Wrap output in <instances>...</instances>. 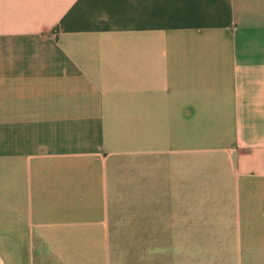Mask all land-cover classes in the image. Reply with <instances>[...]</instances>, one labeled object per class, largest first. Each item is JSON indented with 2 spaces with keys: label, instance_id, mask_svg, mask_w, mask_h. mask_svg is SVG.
<instances>
[{
  "label": "crops",
  "instance_id": "1",
  "mask_svg": "<svg viewBox=\"0 0 264 264\" xmlns=\"http://www.w3.org/2000/svg\"><path fill=\"white\" fill-rule=\"evenodd\" d=\"M1 219L31 264H264V0H0Z\"/></svg>",
  "mask_w": 264,
  "mask_h": 264
},
{
  "label": "rangeland",
  "instance_id": "2",
  "mask_svg": "<svg viewBox=\"0 0 264 264\" xmlns=\"http://www.w3.org/2000/svg\"><path fill=\"white\" fill-rule=\"evenodd\" d=\"M112 172H116L115 176L104 174V169L100 172V168H94L93 172L96 176L90 179V191H94L98 188L96 187H107L110 189L115 188H123V189H131L134 187V159L133 157L128 158L125 161L120 162V165H114L112 167ZM93 192H90L92 194ZM130 198V197H128ZM133 198V197H131ZM91 216V215H90ZM92 218L90 217V221ZM2 219L0 220V241L7 239L6 228L2 223ZM10 239V238H9ZM6 242V240H5ZM32 246L30 244H12V243H0V256L3 259L4 264H31V252ZM80 247V245H78ZM110 247V248H109ZM90 248L95 250L96 258L102 259L104 257L103 254H106L108 257H113L115 260L122 259L123 256L129 257V253H133V245L130 244H114V245H90ZM109 248V249H108ZM45 249V248H44ZM108 249V250H107ZM116 255V256H115ZM117 262V261H116ZM219 264L228 263L227 260L218 261ZM35 264H38L35 262Z\"/></svg>",
  "mask_w": 264,
  "mask_h": 264
},
{
  "label": "water",
  "instance_id": "3",
  "mask_svg": "<svg viewBox=\"0 0 264 264\" xmlns=\"http://www.w3.org/2000/svg\"><path fill=\"white\" fill-rule=\"evenodd\" d=\"M0 264H4L2 257L0 256Z\"/></svg>",
  "mask_w": 264,
  "mask_h": 264
}]
</instances>
